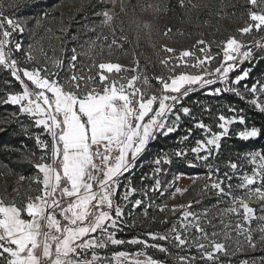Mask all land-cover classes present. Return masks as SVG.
Returning <instances> with one entry per match:
<instances>
[{
	"label": "snow or ice",
	"instance_id": "snow-or-ice-1",
	"mask_svg": "<svg viewBox=\"0 0 264 264\" xmlns=\"http://www.w3.org/2000/svg\"><path fill=\"white\" fill-rule=\"evenodd\" d=\"M110 2L115 6L117 0ZM247 2L251 7L245 26L237 29L240 38L229 35L219 43L220 52L215 56L210 45L202 39L196 42L202 58L189 50L176 57L175 49L162 46V51L170 55L159 63L168 68V74L154 77L155 89L138 59L133 60V67L111 61L96 62L95 56L105 47L111 55L113 47L122 48L123 44L129 43L124 35L123 21L117 24L114 12L95 13L101 18L100 34L88 42L86 51L78 53L75 47L71 49L65 70L62 58H52V67L34 62L35 57L30 54L32 45L28 46L29 54L23 61L15 58L13 53L21 51L22 42H14L12 36L15 32H24L26 21L5 16L0 10V67L20 86L19 91L6 92L0 103L18 106L14 117L26 114L35 127L42 129L34 135L40 154L31 152L23 157L33 166L35 174L18 178L20 182L29 180V192L35 184L36 194L27 195L25 202L20 204L15 198L11 201L0 198V264H112L113 261L116 264H222L221 256L255 252L258 248L264 251V149L241 154V158L252 165L250 173L239 174L243 165L231 159L225 166L228 170L222 171L215 163L222 139L229 136L230 126L242 125L243 130L236 134L245 141L264 137V123L257 126L248 115L250 110L264 114V79L244 84L241 90L239 85L250 77L252 68L241 69V74L234 80L229 75L241 63L264 60V56L258 57L253 51L254 47L264 50V39L252 44L243 39L253 29L264 30V0ZM186 3L191 8L198 7L192 0H178L180 8H185ZM137 6L142 11L151 9L154 13L162 10L159 3ZM120 11L128 14L124 0H120ZM131 22L135 24L137 41L142 29L148 30L145 35L150 37V24L144 22L141 25L134 19ZM84 27L96 32L95 25ZM105 29L108 34L103 31ZM169 33L171 29L164 34ZM97 47L101 53L95 51ZM221 52L218 66L210 68ZM78 56L91 60L86 72L84 65L78 69ZM189 57H194L196 62L188 65L185 58ZM45 60H49L46 55ZM182 67L198 69V73L180 71ZM217 82L225 87H216L209 95L232 93L245 107L229 104L227 108L231 115H218L213 120L218 130L213 131V126L194 116L183 100L197 88ZM4 83L7 86L12 81ZM204 111L210 113L208 108ZM182 116L189 118L191 126L179 143L188 141L194 130H200L204 138L195 140V146L191 148L177 147L170 152L160 149L152 161L155 166L150 178L154 183L145 186L143 182L149 179L145 174L141 176L142 186H133L131 173L141 156L159 138L176 133ZM24 131L27 133L28 130L25 128ZM45 136L47 139L43 138ZM189 152L208 170L202 192L215 197L216 204L212 206L217 209L215 215H210L209 208L200 213L192 211L193 201L169 207L162 199L171 185L158 178L164 171L161 166L173 163L175 157L180 162H187L189 167H195L196 164L187 159ZM234 178L239 181L235 186ZM234 187L243 194H236ZM14 191L19 195L18 188ZM187 191V188L177 187L169 198L175 199L177 194L183 195ZM150 193H158L161 202L152 200ZM136 194L143 198H134ZM146 200L149 201L148 208L155 205L160 213L169 212L176 217L179 212L180 215L175 222L165 215L159 223L170 226L163 231L146 230L142 236L118 238L124 229L136 225L131 211L126 212V208L130 205L139 209ZM253 203L259 204V208L253 207ZM148 208L143 212L145 217ZM233 216L235 221L230 219ZM128 218H132L131 225L127 223ZM152 220L156 222L155 217ZM253 221H260V226L254 229ZM193 230L195 235L191 234ZM256 232L259 233L258 240ZM230 241L236 246L232 253L229 252ZM122 245L139 248L134 253L113 252L111 257L99 253L109 246ZM148 249H155L165 258L148 255ZM172 249L184 254L173 253ZM192 249L197 254H190ZM141 256L145 259L138 258ZM228 264H232L231 260ZM239 264H264V256L242 259Z\"/></svg>",
	"mask_w": 264,
	"mask_h": 264
},
{
	"label": "rangeland",
	"instance_id": "rangeland-1",
	"mask_svg": "<svg viewBox=\"0 0 264 264\" xmlns=\"http://www.w3.org/2000/svg\"><path fill=\"white\" fill-rule=\"evenodd\" d=\"M82 0H19V3H17V0H0V5H2V9L4 11L5 16H9L13 19H18V20H25V30L23 33L20 32H15L13 33L12 40L14 42H22L21 43V51L24 50L25 54L24 55H19L18 53H22L21 51L19 52H14L13 55L15 58L18 60L23 61L25 56L29 54V45H32V48L30 50V54L35 57L34 62H39L40 64H45L47 63L49 67H52L50 60L52 58H57L58 54H54V50L56 49L54 46V41H52L51 36H49V40L53 42V45L49 41H43V37H36V36H43V34H51L52 33V27L55 25V37L61 38V33H63L62 28L66 22H68L67 19L73 18L75 16V10L77 8V4L81 3ZM110 2V0H106ZM150 3H167L168 0H146ZM178 1V0H175ZM203 0H192L193 4L200 5L202 4ZM16 5V6H13ZM188 8L186 10L193 11L196 10V8H191V5H188ZM115 6H111L110 11L114 12L117 14V12L114 11ZM45 13H47V16H45ZM184 15H186L185 12H183ZM162 14V13H161ZM167 15L164 14V17L166 18ZM233 14L231 17H227L225 14H220L217 15L216 21L209 25L206 26L208 30L213 29L212 31H208V35H213L216 34L217 36H224V35H234L237 38H240V34L238 33L237 29L245 26L246 21L248 20V16L244 17V15H239L238 18L234 20L233 19ZM159 18H163L162 15L160 17V12L156 13V15L149 11L147 13V16L144 18V22H147L151 26L156 23V19L158 20ZM163 18V19H165ZM171 17H168L169 22H171V30L172 34L170 37L162 39L161 42L164 46L171 47L175 49V56L178 57L179 53L184 51V50H189L194 53L195 56H201L202 54L199 52L198 47L196 46V42L198 40H201L203 38L204 33H199L200 37L193 38L191 37L190 40L185 42L180 35L186 28L184 25H178L175 23ZM37 20H39V24H37ZM51 29V31H49ZM59 33V35H58ZM26 34V35H25ZM25 35L23 38L22 36ZM165 35V34H164ZM198 35V33L195 34V36ZM28 37V38H27ZM34 38V39H32ZM244 42L252 44L255 41L262 40L264 39V30L257 31L253 29V31L250 34H245L244 35ZM204 40V39H202ZM217 43H215L213 46L210 45L208 41L207 44L210 45L211 51L213 55L217 52H220V47L219 43L223 39H218ZM74 42L75 39H72ZM205 41V40H204ZM14 47V44L12 45ZM156 49V52L161 59H163L165 56L170 55L168 53H165L161 50H158L157 47H154ZM43 49V51H41ZM87 49L84 47L81 48L80 51H77L78 53L84 52ZM253 51L256 53V55L259 56H264V50H259L257 48H253ZM64 54V51H62ZM72 54V53H71ZM45 55L49 58V60H45ZM71 56V55H70ZM69 56V58H70ZM82 59H77L78 60V66L83 65V56H81ZM62 58L65 62L64 57H58ZM68 58V59H69ZM67 59V60H68ZM155 59V58H154ZM222 59V52L220 56L211 64L209 65L210 68L214 69L215 67L218 66L219 60ZM185 61L187 62L188 65L194 64L196 61L194 57H189L185 58ZM133 59L130 58V56H127L124 61L121 62V64L125 65L126 67H133ZM149 66L145 67L142 66L141 68L146 69V74L150 77V84L153 86V89L157 87V82L155 81L154 77L156 75H167L168 74V68L165 66L157 64L156 66L153 65L151 62H149ZM254 65V66H253ZM31 66V65H29ZM66 67V66H65ZM252 68V72L250 74V77L242 81L239 87L241 90H243V85L244 84H251L252 82H255L256 80L259 79H264V60H261L259 63H248L244 62L240 64V67L237 68L234 72L230 73V79L234 80L237 75L241 74V69L244 68ZM55 71V69H53ZM180 71H187L189 73H198V69L192 68V67H187V68H181L179 69ZM84 71H87V67L84 69ZM95 73V70H93ZM125 75H131V73H125ZM61 76H63V73H61ZM114 79L116 77H113ZM9 80L12 81L10 85H5V81ZM30 83V82H29ZM98 83V82H97ZM216 87L223 88L225 87L224 84L217 82L214 85L207 86L205 88H197L194 90L188 97H186L183 100L184 106L190 107L192 109V114L196 116L198 119H202L205 124H209L213 126V131L218 130L213 124V120H215L218 115L223 114L226 117L230 116L231 113L228 111L227 106L229 104L233 106H238V107H245V105L240 102L232 93H227L224 92L221 95H209L208 93L212 90H214ZM20 86L18 82L14 81V78L10 76V74L4 70L2 67H0V99H3L5 96V93L8 91H19ZM49 95H51L49 93ZM204 108L210 109V113L207 111H204ZM18 111V106L15 105H4L0 103V132L4 133V138L0 139V198H5L7 201H11L13 198L16 199V202L18 204L25 202V197L27 195H35V189L36 185L32 184V191L29 192V180L25 179L24 181L20 182L19 181V176L24 175L26 177L33 176L35 174V169L33 166L26 161L23 157L24 155H27L31 152H36V155L38 156L40 153L36 148L35 141H34V135L38 134L42 131V129L37 128L34 126L33 122L31 121V118L28 117L26 114H20L16 117L13 116V113H16ZM258 112L255 110H250L248 111L249 117L252 118V120L255 122L256 118L255 115ZM264 115V114H262ZM189 118L183 117L181 120V126L179 130L176 133L171 134L170 136H173L171 140H166L163 141L160 144L159 149L156 152H153L150 156V159L152 158L153 160L155 159L156 155L158 154L160 149H163L164 151L170 152L172 149H175L177 147H184V148H191L195 146V140L197 139H202L203 133L200 130H194V134L189 138L188 141H186L183 144H180V138L184 135H186V129L191 126L188 123ZM192 123H195L193 121ZM27 129V133H25L24 129ZM243 130V126L240 124H234L230 126V132L229 136L225 138H231L232 136H237V132ZM47 139V136L43 137ZM164 138V137H162ZM240 139V138H239ZM256 139V138H253ZM242 140V139H240ZM230 145V144H229ZM255 151H260L258 149H253ZM249 150V151H253ZM249 151H237L232 152L231 149H228L227 151L224 152H219L218 157L215 159V163L223 170H228L226 169V165L231 159L233 162H236L238 164L243 165V168L241 169V172L239 174H242L243 171H248L249 173L251 172L252 165L248 164V162L244 159L241 158V154ZM237 154V155H235ZM173 163L167 164V165H162L161 167L164 169L163 173L158 177L161 179L162 182H169L170 187L168 188V192L165 193V196L162 198L164 202H166L169 207H171L173 204H184L187 205L188 203H184L189 195H187V192L184 193L183 195L177 194L175 199H170L169 195L171 192L175 191V188H189L191 185L198 181L200 184L205 181L207 182V176H208V170L207 168L203 165L202 162L196 161L195 156L189 152L187 159L193 161L196 166L195 167H189L187 165V162H180L178 161L175 157L172 158ZM152 160V161H153ZM149 161V160H148ZM155 165L153 163L149 164L145 161L141 162V166L138 167L141 170H143V174L137 175V176H143L145 174L148 175L149 179L145 180V182H149L151 179L152 175V169ZM183 168H189L191 169L188 172H183ZM193 170H197L198 172H193ZM202 176H205L203 178ZM202 180V181H201ZM239 181L237 179H233L232 183L235 186ZM151 186V185H150ZM149 186V187H150ZM19 189V195H17V192L14 191V189ZM234 191L236 194L240 195L243 194L241 190L235 189ZM151 199L155 200L156 203L161 202V198H159V194H151ZM134 198H143L141 195L136 194ZM148 202L146 200V203L144 206L140 207V210H137L136 208H131L129 205L128 208H126L127 211H131L132 213V218H135L136 220V225L134 228H126L124 229L123 232L118 234V238L122 239H129L132 236L135 235H140L142 236L144 231L146 230H154V231H163L164 229L168 228L170 225H165L159 223L160 220L164 218L165 215L169 216L170 221L175 222L176 217H179L180 213L178 212L176 214V217H173L171 213L166 212L163 213V215L160 216L158 219L156 215H153L152 211L150 214L148 213V216L145 217L143 215V212L145 208H148ZM197 206L195 203L192 204V211L200 213L199 208H196ZM223 206V205H222ZM253 207H256L257 209L259 208V204L253 203ZM152 210L155 208V205L150 207ZM149 210V208H148ZM25 218H27L26 214H23ZM156 218V222H153L152 218ZM132 218L127 219V223L131 225L132 223ZM233 221H235V217H230ZM218 223V222H217ZM261 222L260 221H253L252 227L258 228L260 226ZM192 235H195L194 230L191 233ZM255 238L258 240L259 239V233H255ZM242 239V238H241ZM139 246H130V245H122V246H109V248L104 249V250H99L100 255H107L111 257L113 252L117 251H126L129 253H134L138 250ZM235 243L234 241L229 242V252H235ZM173 253L178 252L180 250L178 249H172ZM147 254L153 256L154 258L157 259H164L165 257L158 253L155 249H148ZM180 254H184L182 251H180ZM190 254H197L195 249L191 250ZM260 256H264V251H261L259 248L255 252H244V253H236V255L230 256L232 264L237 263L239 264V260L242 259H250V258H258ZM139 259H145L144 256L138 257ZM112 264H116L115 261L112 262Z\"/></svg>",
	"mask_w": 264,
	"mask_h": 264
},
{
	"label": "trees",
	"instance_id": "trees-1",
	"mask_svg": "<svg viewBox=\"0 0 264 264\" xmlns=\"http://www.w3.org/2000/svg\"><path fill=\"white\" fill-rule=\"evenodd\" d=\"M166 1V0H165ZM150 3L146 0H124L125 8L127 11V15H125L124 12L120 11V0H117L116 7L114 8V11L117 12L116 14V23L119 24L121 21H123V28H124V35L128 37L129 43L123 44L122 48H116L113 47L111 50V55H109V51L107 47H105L101 53V49L97 47L95 50L97 53H101L99 55L95 56L96 62H118L121 63L124 61V59L127 56H130V58L138 59L140 63V67L149 66V62H151L153 65H159L160 58L157 56L158 54L155 53L156 49L154 47H157L158 50H161L162 43L159 42L162 39L168 38L173 33L171 30V33L169 35H164L165 32H167L168 29H171L170 25L171 22H169L168 17H171L175 23L178 25H184L186 30L182 32L180 37L187 42L188 40L193 38L200 37L199 33H204L203 38L205 41H208L211 46H213L218 39L226 40L228 38V35H222L217 36L216 34L208 35V31H212L213 29L208 30L206 26H209L213 24L216 19L217 15L225 14L227 17H231L233 14V19L236 21L239 15H244V17L248 16L249 8L251 7L248 5L247 0H203L201 6L198 5L196 7V10L193 11H187L186 8L188 6L186 5L185 8H180L178 5V1L175 0H168L167 3H159L161 4L162 10L160 11V17L162 15L163 18L164 14L167 15L165 19L159 18L156 19V23L151 26L150 37L145 35V32L148 30H141L140 32V38L137 41V32L135 29V24H133L131 21L134 19L136 23H140L143 25L144 18L147 16V13L149 11L153 12L151 9L142 11L140 7L137 5L147 4ZM155 4L154 2H152ZM77 8L74 11L75 16L73 18L67 19L68 22H66L63 26H65L63 33H61V38L55 37V25L52 27V33L51 34H43V36H36V37H43V41H49L52 45L54 41V54H58V57H64L65 58V66H67L68 58L71 55V49L76 48L77 51H80L81 48H88V42L92 39H95L97 35L100 34L101 29L99 27L100 25V17H97L95 13L102 11V10H110L112 4L111 2H108L104 0L102 3L101 0H82L81 3L76 5ZM133 8H135V15H133ZM166 8V10H164ZM186 15H184V13ZM154 13V12H153ZM162 13V14H161ZM156 15V13H154ZM85 25L91 27L92 25L96 26V32H90L87 30ZM210 27V26H209ZM105 34L107 33V29L103 30ZM198 33V35L195 36V34ZM26 35V34H25ZM25 35L22 37L24 38ZM59 35V33H58ZM49 36H51L52 41L49 40ZM75 37V41L73 42L72 39ZM28 38V37H27ZM34 39V38H32ZM110 34H109V41L110 42ZM222 40V41H223ZM62 47L64 54L62 52ZM22 53H18L19 55H24V50L21 51ZM80 53V52H79ZM83 65L85 66L84 69L91 64V60H89L87 57L83 56ZM155 58V59H154ZM77 59H82L81 56H78ZM80 66H78L79 69ZM66 70V67H65ZM63 73V72H61ZM95 75V73L93 72ZM98 82V78H97ZM255 123L257 126H259L261 123H264V115L257 113L255 115ZM173 136H169L167 138H159L157 141L153 142L150 145L149 150L144 153L140 160L138 161V166L135 168V170L131 173V180L132 185L140 188L142 186L141 182V176H137L138 174H143V170H141L138 167L141 166V162L145 161L149 164L152 163V158L150 159V156L153 152H156L160 144L163 141L171 140ZM4 138V133L0 132V139ZM1 144V142H0ZM230 144V145H229ZM228 149H231V151L234 153H238L237 151H249L253 149L262 150L264 149V137H259L256 139H250L248 141L240 140L239 138L232 136L231 138H223L221 141V149L219 152L227 151ZM237 155V154H235ZM149 160V161H148ZM191 169L189 168H183V172H188ZM193 172H198L197 170H193ZM205 178V176H202ZM148 180V179H147ZM202 181V180H201ZM145 186H150L154 181L152 179L149 180V182H143ZM206 183V181H205ZM205 183H201L196 181L194 182L189 190L187 191L188 198L183 201L184 203H188L189 201H195L199 200L200 203L195 206L196 208H199V212H202L204 208L210 209V215H215L217 209L212 207L216 204V199L213 196H210L206 193L202 192L203 185ZM141 208L137 209L140 210ZM153 212V215H156L159 219L163 213H160L156 208L152 210V208L148 210V213ZM127 212V210H126ZM211 231V229H209ZM231 253V252H230ZM231 260L229 257L221 256L222 264H228V261ZM203 264H207V262H203ZM233 264H237L234 263Z\"/></svg>",
	"mask_w": 264,
	"mask_h": 264
}]
</instances>
